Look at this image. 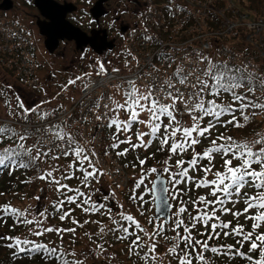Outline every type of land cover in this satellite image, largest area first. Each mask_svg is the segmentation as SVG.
I'll return each instance as SVG.
<instances>
[{"label": "snow or ice", "instance_id": "obj_1", "mask_svg": "<svg viewBox=\"0 0 264 264\" xmlns=\"http://www.w3.org/2000/svg\"><path fill=\"white\" fill-rule=\"evenodd\" d=\"M144 39L151 41L152 37ZM171 51L157 55V60L166 64L164 74L157 77L148 73L152 79L145 84L128 79L126 87L117 86L122 96H107L105 110L96 115L113 130L109 147L117 156L127 157L137 150L148 153L142 157L137 152L131 162L134 170L139 168L127 197L135 202V213L117 201L115 192L93 198L99 192L93 182L100 183L104 175L96 167L98 155L94 148L80 144L67 121L54 120L56 109L37 112L36 107H26L20 101V113H11L17 122L31 125L35 114L44 123L33 133L27 127L17 130L16 125L0 122V170L37 169L36 178L53 186L59 196L52 203V211L47 207L21 210L10 203L0 206V221L7 223L11 218L13 227L23 226L33 237L55 234L61 242L66 234L74 238L77 228L96 224L101 239L112 234L118 241H127L129 254L140 256L143 252L145 264L158 261L161 240L176 264H208L206 253L227 260L239 258L246 264H264V134L252 140H236L221 131L229 126L245 128L257 110L264 112V74L255 75L246 66L217 60L210 52H186L177 63ZM185 60L191 63L185 64ZM109 74L105 63L97 60L96 75ZM82 79L77 76L68 85ZM99 108L97 101L93 109ZM122 145L126 147L120 150ZM73 181L75 186L70 183ZM194 190L200 191L193 196ZM241 203L242 210H233ZM77 209L97 219L81 223L73 216ZM146 212L153 214L146 217ZM228 215L235 223L224 219ZM57 216L73 226L51 225L49 217ZM105 217L111 227L103 223ZM138 217H143L152 230ZM241 217L251 222L248 230ZM28 234L24 238L0 236V241L7 242L14 256L38 253L50 264H85L87 254L81 259L75 252L61 251L60 245L49 246ZM85 235L91 239L92 234ZM222 238H232L234 243L216 244ZM97 249L101 255L106 252L103 244H97Z\"/></svg>", "mask_w": 264, "mask_h": 264}, {"label": "rangeland", "instance_id": "obj_2", "mask_svg": "<svg viewBox=\"0 0 264 264\" xmlns=\"http://www.w3.org/2000/svg\"><path fill=\"white\" fill-rule=\"evenodd\" d=\"M20 6H24L21 5ZM25 8H26V4H25ZM238 4L236 2V0H223V2H221V9L219 10V13L222 15L223 19L226 21H224L225 24H223V26L220 27L221 30H224L225 32H229V25L230 22L227 21L226 19L227 16L229 15L230 11H234L235 14H237L238 11ZM242 9V8H241ZM241 13H243L242 18H244V16L246 17L244 20L246 23L256 19V23L258 25H264V17H254L251 13H249L248 11H246V9H242L240 10ZM27 12H28V8H27ZM14 20L16 22H19L20 25L22 27H24L26 29L25 33L31 34V38L30 40L32 41V44L29 46L32 48H34L35 54L37 56L35 61L38 62H45L46 61V57L41 56L39 54V51L43 52L40 48V38L39 35L36 32H32V30L30 29V24L28 22V20L26 18H23L26 20H22L18 17V15L16 13H14ZM21 16V15H20ZM256 29V28H255ZM259 30V29H258ZM256 29V31L254 32V34H261L260 31H264V29L259 30L258 31ZM253 37L255 38V36L253 35ZM191 38V37H190ZM238 39H235V41H237ZM0 45H4L2 43V40H0ZM263 51L260 52L261 55V59L264 60V56L262 55ZM43 55H45V53L43 52ZM110 57H107V59H98L100 61H103L105 63V66H107L108 68H114V64H111L109 62V60H111L113 63L117 64V68H119L120 70V62L121 59L119 60L120 57H115V53L109 54ZM77 57V56H76ZM78 58H75V55H73L72 51H69L66 56H65V60L64 63H62L60 61V64L62 65V69L65 73L69 74L70 77H72L76 74L75 71V62L78 63ZM119 60V62H118ZM40 68L41 69H45V64L44 63H39ZM258 64H255L254 67H251L250 69H247V71H255L257 68ZM2 65H0V114H7L8 113H12L11 110H13L14 103L12 101V99H9L8 97L16 95V90L15 93L12 91L14 89V83L15 82V78L14 76L10 75V74H6L4 70H2ZM106 67V68H107ZM50 68V67H49ZM78 68H82V63L80 65V67ZM77 69V68H76ZM2 70V71H1ZM87 70V69H86ZM88 73V70L87 72ZM91 72H93L94 74H96V62H95V67L93 69H90ZM84 73V74H85ZM45 75V74H44ZM43 75V76H44ZM81 77H83L82 75H80ZM85 76V75H84ZM86 78V77H85ZM65 83V81H64ZM28 86V85H25ZM17 87V86H15ZM65 90V88H64ZM36 91L39 92L40 89L38 87H36ZM70 91L69 87H67L66 91H65V95H68L64 98V100L68 102H70V98L72 96L75 97V93L74 92H67ZM74 93V94H73ZM73 94V95H71ZM42 98L36 97L35 95L28 93L27 95L24 93L23 96L25 98L26 103H32L35 102L33 107L36 106H48L49 103L45 104L47 101H52L51 104H58L57 103V97H54L52 95H42V93L39 94ZM8 99L9 103L6 102V100ZM11 104L10 107H8V105ZM37 108V107H36ZM95 134L96 131L92 132L89 137L90 138H95ZM96 139V138H95ZM135 139V138H133ZM96 141V140H95ZM124 147V145L121 146V150ZM126 147V145H125ZM152 150V149H149ZM137 152H139V154L141 156L145 155V152L143 150H137ZM137 152H131L130 154H132L133 157H119V156H110L111 154L106 155V158L103 159H99L100 163L103 162V164L105 166L104 167V175L102 177H100V183L96 184L95 182H93L95 184V188L99 189V192L95 193L94 195V199L96 198H102L103 196H106L109 194V192H115L116 193V199L120 204H124L125 207L127 209H129L130 211H132L133 213L136 212V207H135V202L134 201H129L127 199L128 195L130 194L129 189L131 188L132 182H133V177H135L137 175V173L139 172V170H133L132 167H130L129 163H127L129 158H133L132 160H134L135 155L137 154ZM126 162V163H124ZM128 164V167H125V165ZM119 170V171H117ZM73 185L76 184L75 181L71 182ZM120 185V187H117V185ZM42 185L45 186L43 189L44 191H47L46 194H42V187L39 190L38 189V194L36 196L40 197V200H36L34 199V197L32 198H27L26 201L20 203L22 200H24L22 197L19 196L14 198V195H12V198L8 201V202H4V204H8L10 203L12 206H16L17 208L23 210L26 208H33V209H37V208H43V207H47L49 208V204L51 203V201L53 199L57 200L59 194L57 192H55L54 187L53 186H49L46 184V182L42 181ZM87 190V189H86ZM196 193L199 192L200 190H194ZM191 195H195L194 193H191ZM35 196V197H36ZM52 198V199H51ZM2 201V200H0ZM15 201V202H14ZM2 204H0L1 206ZM229 207L232 205H228ZM147 207V206H146ZM74 208V207H73ZM243 208V204H237L236 207L233 210L236 209H240L242 210ZM191 210V209H190ZM123 211V210H122ZM152 212H146L145 216L146 217H150L152 216ZM73 216L75 217V214H73ZM87 217V216H86ZM141 220V223L147 227L149 229V231L152 230V226L147 224V221L143 218V217H138ZM97 219L96 216H90L88 220H95ZM103 219V223L109 227H111V221H109L106 217L102 218ZM233 217L231 215H228L225 217V220H232ZM50 220V224L57 226V227H71L73 225H71L70 223H66L59 221L58 216L57 217H49ZM85 220V217L83 219V221ZM244 220L243 217L240 218V221ZM82 221V223H83ZM23 228V232L21 234L18 235V237L20 235L23 234H28V230L25 227ZM97 232H98V226L96 224H85L83 228H77V235L73 238L71 234H66L64 236V240L63 242L60 241L59 237H57L55 234H48V236L46 237H40L41 239H43L44 241H47L48 243L52 244V245H59L58 243H60V249L62 251H64L65 249H67L69 252H75L81 259H85V255L87 254V258L85 259V264H110L111 261L114 262V259L112 258V260H110L112 254L109 252V249L104 246V248L106 249V252H104L103 255H101L100 251L97 249V244L94 241V239H96L97 236ZM85 233H89L92 234L91 235V239L89 238L88 235H85ZM30 235V234H29ZM168 235H171V233H168ZM30 237H32L30 235ZM38 239V238H36ZM2 242V241H0ZM217 243V241H216ZM124 244L125 246L127 245V243L125 241H120V245L123 247ZM170 246V245H168ZM4 251V250H3ZM144 251H147V249H145ZM143 253V252H142ZM0 255H3V257L6 255V253L2 252L0 253ZM156 255L158 256V261H155V264H171L173 263V259L172 257H170L169 254H167L166 251V247H165V242L164 241H160L158 244V248H157V253ZM206 259L208 260V264H216L218 261L214 260L217 256H215L214 254L211 253H206ZM76 258V257H74ZM126 258V257H125ZM142 259V258H141ZM10 260V259H8ZM143 260V259H142ZM123 263H128V261L126 259H122L121 260ZM236 261L235 264H237V262H246V261H238L237 259L235 260H227L224 258V264H228L229 262H233ZM14 262V261H12ZM245 264V263H243Z\"/></svg>", "mask_w": 264, "mask_h": 264}, {"label": "flooded vegetation", "instance_id": "obj_3", "mask_svg": "<svg viewBox=\"0 0 264 264\" xmlns=\"http://www.w3.org/2000/svg\"><path fill=\"white\" fill-rule=\"evenodd\" d=\"M3 0H0V15L16 13L20 19L30 24L32 32L37 34L39 25L50 23L48 11L41 12L30 0H10L11 8L5 9L6 4L1 5ZM51 6H54L56 15H61L62 8H69L64 19L74 28L79 29L87 37H98L105 42L111 44V48H107L102 54H97L90 45H81L74 38L59 39L57 47L53 50L47 49L45 45L46 37L39 35L40 48L45 53L39 51L41 56L46 57L45 62H38L36 76L38 82L43 87L40 93H49L58 95L64 92V88L69 87L70 91H77L81 86V80H78L75 85H68V81L72 79L69 74L62 69L60 61L64 63L65 56L69 51H72L75 58H78V63L75 62L77 76L84 74L86 69L88 73H92L90 69L95 67V62L98 59H105L109 54L119 53L122 45V40L125 33L137 25L138 19L145 10L144 0H50ZM24 5L23 7L20 6ZM26 4V8H25ZM28 8V12H27ZM59 8V9H58ZM21 15V16H20ZM24 18H23V17ZM101 40L96 41L100 45ZM77 56V57H76ZM105 57V58H104ZM39 63L45 64V69H41ZM82 63V68L80 67ZM50 67V68H49ZM77 68V69H76ZM86 70V72H87ZM45 74V75H44ZM44 75V76H43ZM65 81V83H64ZM68 85L67 87H64Z\"/></svg>", "mask_w": 264, "mask_h": 264}, {"label": "trees", "instance_id": "obj_4", "mask_svg": "<svg viewBox=\"0 0 264 264\" xmlns=\"http://www.w3.org/2000/svg\"><path fill=\"white\" fill-rule=\"evenodd\" d=\"M219 2V1H218ZM239 10L246 9L249 13H251L254 17H264V0H236ZM242 8V9H241ZM229 18H232L233 21L237 22L239 18V15L235 14H230ZM243 22L239 21L236 26L238 29H235L234 32H236V35L241 34L240 36L245 37V35H250V32H248L247 27L245 25H242ZM208 27L211 29H214L215 25L208 22ZM253 38V42L256 43L252 46L250 44L248 45H236V48H232L233 53L237 52H243V48H246L249 52V57L251 59V63L258 64L257 68L255 71H248L249 73H253L255 75H259L264 73V61L261 59L260 52L262 51L259 47V38L260 36L253 37V35L250 36V39ZM228 41V40H226ZM260 45V44H259ZM264 53V52H263ZM263 55V54H262ZM0 58H2L0 56ZM8 66H6V65ZM20 64V60L17 59L15 60L12 64H9L8 62L4 63V66L2 67V70H6L8 74L14 76V78L18 80H23L27 79V75L24 73L26 70H21L18 73L17 67ZM249 68V65H248ZM250 69V68H249ZM5 71V72H6ZM259 93H257L258 95ZM77 116V115H76ZM75 116V117H76ZM35 114L31 116V119L33 120L35 118ZM75 119V118H73ZM68 125L71 126L72 129L75 130V133L77 134V139L80 142V144L85 145L87 143V140L85 138H82L80 132H82L81 127L83 126L82 122L76 121H68ZM8 126V125H5ZM221 131L224 132L225 135L232 136L236 140H243L245 138L252 140L255 138H258V134H264V112H262L259 115H255L252 117L251 122L247 125L245 128H240L237 129L235 127L229 126L227 129H221ZM218 134V133H217ZM112 141L111 133L110 130H107L106 133L103 136V140L100 144V150L103 152H106V150L109 149L110 147L109 144ZM86 142V143H85ZM88 144V143H87ZM84 147V146H83ZM149 150V152L153 151ZM114 151V150H113ZM148 153L146 152L145 155ZM143 157V156H142ZM157 159H160L159 154H157ZM134 160H128L127 163H129L131 167V162ZM126 163V162H125ZM206 163V161H205ZM149 164L152 165L154 164V161H149ZM41 167H44V165H41ZM133 169V168H132ZM134 170V169H133ZM135 170H139L137 167ZM39 175V171L37 169H30V170H0V193H3V195H0V204L1 206L5 205L4 202H8L11 198L12 195H14V198L22 197L24 200H22L20 203L24 202L27 200V198H32L35 197L39 192L38 189L42 187V194H46L47 191H44V187L42 185V181L37 179L36 177ZM25 181H30L28 183H25ZM71 183V182H70ZM73 185V184H72ZM75 186V185H73ZM39 189V190H40ZM85 191H88L86 189H83ZM193 193L196 195L197 193L193 191ZM193 195V196H195ZM52 199V198H51ZM55 201L53 199L51 203L49 204V211H52V203ZM15 202V201H14ZM14 207H16L14 205ZM71 207H75V205H72ZM17 208V207H16ZM19 209V208H18ZM132 212V211H131ZM73 214H75V218L79 219L80 222L82 223L84 217L85 219H89L90 216L85 215L82 213L79 209H77ZM87 216V217H86ZM225 218V217H224ZM233 223H235L234 218L232 219ZM66 223H70V221H65ZM241 223L246 224V230H248L247 225L250 224L251 222H245L244 220L240 221ZM23 226H16L13 227V221L11 218L7 219V223L0 221V236H18L21 234L24 230L22 228ZM79 229V228H78ZM24 235H20L19 237L24 238ZM29 235V234H28ZM30 239L37 240L38 242H43V243H48L47 241H44L40 237L36 239L37 237H30ZM96 243L103 244L109 249V252L112 254L110 260L112 258L114 259V262L111 261L110 264H145L144 260L141 259L143 256V253L141 252L140 256L137 255H130L127 246L124 244L123 247L120 245V241L116 240L112 234H108L105 236L103 239H101L99 236L94 239ZM107 241V242H105ZM123 242V241H122ZM127 243V241H125ZM229 244V243H234V240L232 238H227L223 239L221 241H217L216 244ZM49 246H55L50 243H48ZM60 245V243H58ZM247 248V245H245V250ZM4 250V251H3ZM13 249H10L7 247V242L2 241L0 242V253L4 252L6 255L3 257V255H0V264H50V262L43 256V254H38V253H31V254H18L16 256L13 255ZM62 251V250H61ZM126 257V258H125ZM71 259H75L74 257H67ZM10 259V260H8ZM126 259L128 263H123L121 260ZM173 263L176 264L175 258H172ZM214 260L218 261L216 264H224V257H216ZM238 261H243L239 258H237ZM14 261V262H12ZM236 261L229 262L228 264H235ZM246 262H237V264H243ZM148 264H155V261H149ZM195 264V262H194Z\"/></svg>", "mask_w": 264, "mask_h": 264}, {"label": "built area", "instance_id": "obj_5", "mask_svg": "<svg viewBox=\"0 0 264 264\" xmlns=\"http://www.w3.org/2000/svg\"><path fill=\"white\" fill-rule=\"evenodd\" d=\"M213 2L214 0H187V3L189 4V6L193 8L192 9L193 14H190V15L188 14V16L189 18L192 17V22L195 19V25L190 26L188 29H185L184 31H180L179 33L178 31L181 29V26H180L181 23L177 21H173L174 31L172 32V34H170V37L166 40V42L165 40H161L157 38V36L151 34L152 40L147 41V44H145L143 47V48H146L147 50L144 56L145 64L150 65L153 62L154 57L157 54L164 52V51L168 52V48L177 49L178 51H182L183 53L194 52V51L207 52L209 45L205 42L206 37L220 36L223 33L233 32L237 27L236 24H238L240 20H237V22H235L233 21L232 18L227 17L229 19H226V20L230 22L229 32H225L224 30H221L219 28L218 30L217 29L213 30V32L209 31L204 35H199L197 33V30L195 28L196 25L201 20L209 19L210 13H214L216 17H218L221 21H223L221 26L225 24L224 23L225 20L223 19L222 15L219 13L220 9L214 7ZM148 4L149 5L151 4L149 0H148ZM148 13H149V17L153 15V11L151 9L148 10ZM229 13L235 14L233 10L230 11ZM156 15H157L156 18L158 19V21H161L162 13L158 12L156 13ZM256 22H257L256 20L250 21L248 23L243 22L242 25H245L247 27V30L252 31V32H255L256 29L257 30L264 29V25H258ZM135 32L137 31H134L133 33ZM150 32L151 30H149V33ZM136 43L137 44L139 43V39L136 40Z\"/></svg>", "mask_w": 264, "mask_h": 264}, {"label": "water", "instance_id": "obj_6", "mask_svg": "<svg viewBox=\"0 0 264 264\" xmlns=\"http://www.w3.org/2000/svg\"><path fill=\"white\" fill-rule=\"evenodd\" d=\"M5 3V9L11 7L8 2ZM34 4L41 11V13L46 10L49 13L48 18H50V23L46 25H39V33L46 37L45 45L47 49L53 50L58 46V40L64 38H74L82 46L90 45L98 54H101L107 48H111V44L109 42H105V37H102L103 39L98 37H87L78 29L68 24V22L64 19V16L66 12L69 11V8H62L63 11H61V15H56V12H54V6H51L52 2L50 0H34ZM98 39L101 40L100 45L96 44Z\"/></svg>", "mask_w": 264, "mask_h": 264}]
</instances>
